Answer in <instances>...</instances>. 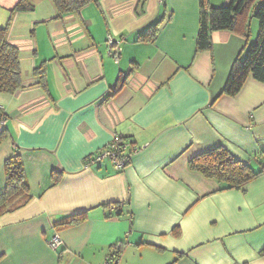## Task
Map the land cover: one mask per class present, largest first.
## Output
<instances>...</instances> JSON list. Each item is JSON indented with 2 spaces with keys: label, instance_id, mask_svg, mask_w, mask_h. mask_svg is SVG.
I'll return each mask as SVG.
<instances>
[{
  "label": "crops",
  "instance_id": "crops-1",
  "mask_svg": "<svg viewBox=\"0 0 264 264\" xmlns=\"http://www.w3.org/2000/svg\"><path fill=\"white\" fill-rule=\"evenodd\" d=\"M17 1L0 0V25ZM136 3L91 0L56 17L50 0H35L13 14L7 40L19 49L22 87L0 93L9 115L0 131L11 136L0 142V192L14 142L32 197L0 215V264H103L115 249V264H264V172L243 190H221L188 167L217 145L252 168L262 160L264 83L248 77L236 95L211 103L245 39L217 30L212 49L196 53L198 0H146L141 15ZM161 16L156 36L136 40ZM256 29L252 19L251 39ZM108 34L119 41L117 62ZM114 134L133 145L129 162L120 170L87 163ZM79 212L82 222L54 226Z\"/></svg>",
  "mask_w": 264,
  "mask_h": 264
},
{
  "label": "trees",
  "instance_id": "trees-1",
  "mask_svg": "<svg viewBox=\"0 0 264 264\" xmlns=\"http://www.w3.org/2000/svg\"><path fill=\"white\" fill-rule=\"evenodd\" d=\"M56 8V17L78 11L91 0H50ZM146 0H137L135 10L137 15L144 12ZM35 7V0H18L10 10L4 25H0V93L13 94L22 87L19 49L7 40V32L12 22L13 14L18 11H31ZM257 20V32L251 39V20ZM162 16L147 25L137 35L136 40L153 38L159 33ZM217 30H229L245 39L246 49L239 52L233 59L224 84L212 99L213 103L223 95L234 96L242 88L245 80L251 77L264 83V0H229L223 5L214 6L210 0H198V31L195 38V52L211 50L213 43L211 34ZM106 46V40H105ZM107 48V46H106ZM42 65L34 67L33 74L43 84L44 68ZM128 73L120 74L118 84L108 91L104 99L119 91ZM8 114L0 108V121L8 118ZM9 131H0V142L10 138ZM123 138V137H122ZM127 138H125L126 140ZM126 151L127 163L133 151L131 142ZM14 145L15 153L4 161L5 186L0 192V215L12 212L25 205L32 197L26 178L24 164L19 154L18 146ZM264 154V150H262ZM90 157V156H88ZM264 158L257 168H252L250 162H243L233 156L225 147L217 145L205 151L196 153L188 159L190 170L200 173L203 177L215 180L219 189H244L255 177L264 172ZM55 174L61 172L52 171ZM116 205V204H115ZM105 206H109L105 204ZM118 209L116 214H119ZM86 218L85 212L68 215L54 221L58 229L82 222ZM119 250L123 243H117ZM118 249L108 255L109 264H115L119 257ZM106 260V259H105Z\"/></svg>",
  "mask_w": 264,
  "mask_h": 264
},
{
  "label": "built area",
  "instance_id": "built-area-1",
  "mask_svg": "<svg viewBox=\"0 0 264 264\" xmlns=\"http://www.w3.org/2000/svg\"><path fill=\"white\" fill-rule=\"evenodd\" d=\"M106 46L107 53L112 56L114 62L118 61V57L120 54V45L119 41L114 39L110 34L106 36ZM129 147V143L127 140L118 136V134H114L112 140L107 144L103 150L99 153L95 154L88 160V163L100 161L106 158H109L115 169L120 170L127 164L126 150ZM110 206V205H109ZM116 209L114 204H111V209ZM62 243L58 234H55L53 238L50 239L49 245L52 249L56 250ZM103 264H109L108 260H105Z\"/></svg>",
  "mask_w": 264,
  "mask_h": 264
},
{
  "label": "rangeland",
  "instance_id": "rangeland-1",
  "mask_svg": "<svg viewBox=\"0 0 264 264\" xmlns=\"http://www.w3.org/2000/svg\"><path fill=\"white\" fill-rule=\"evenodd\" d=\"M254 21L257 22V20H256L255 18H254ZM38 26H39V25H37V24H32V25H31V29H32V28H35V30H36ZM36 32H37L38 41L40 42V41L42 40V38H41V35H42L41 29L38 28V29L36 30ZM256 32H257V29L255 30V32H253L252 39L255 38V36H256ZM45 46H46V42H45L44 48H45ZM126 151H127V150H126ZM105 160H107V161L112 165V167L114 168V166H113V164H112V162H111V160H110L109 158H106ZM263 164H264V163H263Z\"/></svg>",
  "mask_w": 264,
  "mask_h": 264
},
{
  "label": "clouds",
  "instance_id": "clouds-1",
  "mask_svg": "<svg viewBox=\"0 0 264 264\" xmlns=\"http://www.w3.org/2000/svg\"><path fill=\"white\" fill-rule=\"evenodd\" d=\"M4 121H5V120H4ZM118 135H119V134H118ZM119 136H120V135H119ZM121 138H122V136H121ZM123 139H124V138H123ZM106 146H107V145H106ZM106 146H104L103 148H105ZM103 148H102L101 150H103ZM101 150L97 151L96 154L99 153ZM94 155H95V154H94ZM94 155H93V156H94ZM93 156H90V157L87 158V163H88V160H89L91 157H93ZM263 158H264V154H263Z\"/></svg>",
  "mask_w": 264,
  "mask_h": 264
},
{
  "label": "bare ground",
  "instance_id": "bare-ground-1",
  "mask_svg": "<svg viewBox=\"0 0 264 264\" xmlns=\"http://www.w3.org/2000/svg\"><path fill=\"white\" fill-rule=\"evenodd\" d=\"M54 236H52V238H53ZM61 239V238H60Z\"/></svg>",
  "mask_w": 264,
  "mask_h": 264
}]
</instances>
